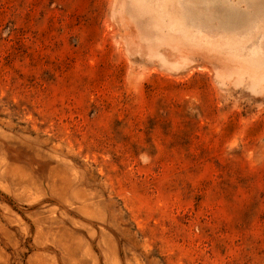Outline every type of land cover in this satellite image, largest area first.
Here are the masks:
<instances>
[{
	"label": "rangeland",
	"instance_id": "374dc122",
	"mask_svg": "<svg viewBox=\"0 0 264 264\" xmlns=\"http://www.w3.org/2000/svg\"><path fill=\"white\" fill-rule=\"evenodd\" d=\"M152 1L0 0V264H264V0Z\"/></svg>",
	"mask_w": 264,
	"mask_h": 264
},
{
	"label": "bare ground",
	"instance_id": "6f19581e",
	"mask_svg": "<svg viewBox=\"0 0 264 264\" xmlns=\"http://www.w3.org/2000/svg\"><path fill=\"white\" fill-rule=\"evenodd\" d=\"M177 4L176 0H153L147 6L154 24L161 33L175 35L182 32L183 38H186L189 34V19ZM191 26L195 29L199 28V25H194L192 21ZM197 32L201 31L197 30Z\"/></svg>",
	"mask_w": 264,
	"mask_h": 264
}]
</instances>
